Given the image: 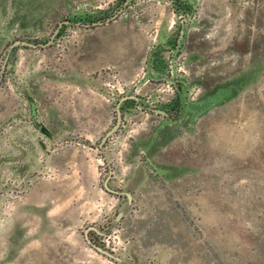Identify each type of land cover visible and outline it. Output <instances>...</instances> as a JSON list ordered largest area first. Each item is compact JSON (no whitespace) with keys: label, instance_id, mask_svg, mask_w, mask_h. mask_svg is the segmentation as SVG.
<instances>
[{"label":"rangeland","instance_id":"rangeland-1","mask_svg":"<svg viewBox=\"0 0 264 264\" xmlns=\"http://www.w3.org/2000/svg\"><path fill=\"white\" fill-rule=\"evenodd\" d=\"M0 264H264V0H0Z\"/></svg>","mask_w":264,"mask_h":264},{"label":"crops","instance_id":"crops-1","mask_svg":"<svg viewBox=\"0 0 264 264\" xmlns=\"http://www.w3.org/2000/svg\"><path fill=\"white\" fill-rule=\"evenodd\" d=\"M116 14V13H115ZM123 16H126V13L124 12L123 14H121L115 21H112L111 23H109V24H105V25H102V26H96L97 28H102V27H107V26H113L114 24H116L115 22H118V21H120V20H122V18H123ZM145 27V28H144ZM148 28L149 27H147L145 24H128V28H127V39L129 40V41H131V42H135V41H137L139 38L140 39H142L143 37H144V35H145V32L147 31V41H149V39H150V31H148ZM168 29H170V28H168ZM166 35H169V31H168V34H167V32H166ZM163 36L162 38L164 39V40H166V41H168L167 39H168V36ZM184 34H183V32L181 33V35H180V39H179V41H183V39H184ZM112 40V39H111ZM108 41L109 40H105V43L107 44V45H105V47H107L108 46ZM159 44V43H158ZM161 44H164V43H161ZM101 45L100 44H96L95 45V52L97 53L98 52V48L100 47ZM102 48H103V46H102ZM93 50V49H92ZM84 62L85 63H89L88 61H87V59H84ZM151 68V67H150ZM154 69L155 68H151V72L152 71H154ZM86 80V79H85ZM84 85H86V83H84ZM86 92V91H85ZM75 94H77L76 95V97H75V99H76V102H77V105L79 106V105H81V103L83 102V101H85V99L87 98V95H86V93H83V96H82V91L81 92H77V93H75ZM58 96V94H53V96L54 97H56V99H58V101L57 102H54V104L53 105H51V107L49 106V108L48 109H51L50 111H52V112H55V113H59V114H61L62 115V117L61 118H63L64 119V117H65V113L66 112H68V111H70L71 109H72V107H71V99H70V97H71V93L70 92H62V94L60 95V97H58L57 98V96ZM47 109V110H48ZM36 110H37V113H38V106L37 105H34L33 106V112L35 113L36 112ZM43 127V126H42Z\"/></svg>","mask_w":264,"mask_h":264},{"label":"water","instance_id":"water-1","mask_svg":"<svg viewBox=\"0 0 264 264\" xmlns=\"http://www.w3.org/2000/svg\"><path fill=\"white\" fill-rule=\"evenodd\" d=\"M127 3H128V2H127ZM127 3L125 4L126 6H127ZM124 11H125V9L122 8V9H120L116 14H114L112 17H110V18H108L107 20H104V21H97V22H93V23H77V24H80L81 26H84V27H96V26H102V25H105V24H109V23H111L112 21H115V20H116L121 14L124 13ZM69 24H72V21L67 20V21L61 23V24L59 25L58 29L56 30L54 36L52 37V39H51L49 42H47L46 44H42V45H40V46H41V47H45V48L51 46V45L54 43V41H55V39H56V36H57V34L60 32L61 28H62L64 25H69ZM25 43H26V42H22V41H19V42L14 43V44L11 45V47H10V52L13 50V48L16 47V45H18V44L21 45V44H25ZM34 46H36V45H34ZM129 99H131V98H125L124 100H129ZM151 111H153V112H155V113H159V114L165 115V116H168V113L165 112V111H163V110L151 109ZM121 120H122V113H121L120 109H118V122H117V125H116V126H115V127H114V128H113V129L107 134V135H106L105 140H106L109 136H111L113 133H115V131H116V130L118 129V127H119V123L121 122ZM127 197H128V199H129V201L132 200V194H131V193H128V194H127ZM123 215H124V213H120V214L118 215L116 221L120 220V219L123 217ZM91 229L97 231V229L94 228V227L91 228ZM89 231H90V230H88L87 233H88ZM86 239H87L88 244H89L93 249H95L98 253H100V254H102V255L108 257V258L114 259L115 261H117V262H119V263H123V260H122L120 257L116 256L114 253L108 251L107 249L101 247L100 245L94 243L93 240L90 239L88 235H87V238H86Z\"/></svg>","mask_w":264,"mask_h":264},{"label":"trees","instance_id":"trees-1","mask_svg":"<svg viewBox=\"0 0 264 264\" xmlns=\"http://www.w3.org/2000/svg\"><path fill=\"white\" fill-rule=\"evenodd\" d=\"M178 2V1H177ZM177 8L179 9V10H181L182 12H184V13H186V14H188L189 15V13H190V11H191V7H189L187 4H183V3H181L180 4V2H178L177 3ZM79 19H81V21L82 22H84V23H93V22H97L96 20H92L91 19V17L89 16V15H86V16H84V17H80ZM94 19V18H93ZM97 20H100V19H97ZM104 19H101L100 21H103ZM182 86H183V84H182ZM127 103H137L135 100H129V101H127ZM168 113H170V111L169 110H166ZM97 237H100L99 235H97ZM95 242H97L96 240H95ZM98 244V243H97Z\"/></svg>","mask_w":264,"mask_h":264}]
</instances>
